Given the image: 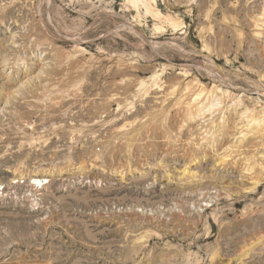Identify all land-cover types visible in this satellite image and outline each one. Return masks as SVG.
Wrapping results in <instances>:
<instances>
[{
    "label": "rangeland",
    "instance_id": "1",
    "mask_svg": "<svg viewBox=\"0 0 264 264\" xmlns=\"http://www.w3.org/2000/svg\"><path fill=\"white\" fill-rule=\"evenodd\" d=\"M121 1L0 0V264H264V136L248 122L250 114L264 117V22L256 10L264 0H156L182 25L152 34L146 17L136 29L184 50L156 52L126 30L111 33L130 24ZM38 3L42 18H52L51 34ZM80 35L87 54L72 40ZM168 60L175 68L161 90L116 110L138 78ZM211 62L215 77L238 89L208 76ZM41 67L47 77L29 79ZM194 77L217 85L222 102L212 114L171 106L180 88L164 96L171 80ZM51 85L69 94L37 101ZM51 123V142L28 143ZM195 148L200 160L189 162ZM254 158L261 173L245 170ZM187 162L197 177L180 182ZM17 166L27 176L53 171L40 174L50 180L38 209L17 194L24 187L8 192Z\"/></svg>",
    "mask_w": 264,
    "mask_h": 264
},
{
    "label": "bare ground",
    "instance_id": "2",
    "mask_svg": "<svg viewBox=\"0 0 264 264\" xmlns=\"http://www.w3.org/2000/svg\"><path fill=\"white\" fill-rule=\"evenodd\" d=\"M83 1V0H82ZM41 2V1H40ZM47 3L50 4V0H47ZM121 3L124 4V6L126 7V11H132V13L130 14V24H116L115 25V30L112 29V34L115 33V35H118L120 36L121 34L118 32V31H123V30H126L127 32H129L130 34L132 35H135L136 37H139L140 40H141V44L142 43H145L148 47H150L151 50H153V52H156V50L158 48H163L164 46L166 47H169V48H174V49H178V50H182V47L180 44H178L177 42L175 41H164V42H159V41H156V40H148L146 39V37L143 35L142 32L138 31L136 29L135 26H147L146 25V17H151L152 20H154V22L152 23V34H157V33H163L167 28H170L171 30H176L177 28H179L181 25H182V22L181 20L179 19L178 16L176 15H172L170 13H163L161 10H159V8L157 7L156 5V0H123L121 1ZM263 3V1H262ZM123 7V6H122ZM37 12H38V15H39V20L43 26V28L47 31V34L50 33V29H49V26H51V24H49V21H51V16L50 14L48 13V17L43 19L40 12L38 11L39 9V3L37 4V6L35 7ZM35 10V11H36ZM207 10V9H206ZM209 10V9H208ZM256 10L258 11L257 14H259L260 16V20H262L264 22V3L261 5V3H259V6H257ZM166 12V11H165ZM130 13V12H129ZM206 14V13H204ZM207 14H208V11H207ZM180 16V15H179ZM18 19H15L13 20V22H17ZM258 20V18H257ZM185 25V24H184ZM184 27V26H183ZM55 30H57L58 32L60 31L58 29L57 26L54 27ZM113 28V27H112ZM66 30V29H65ZM68 31V30H67ZM185 31V30H184ZM109 32V31H108ZM51 34V33H50ZM75 34V33H74ZM76 35V34H75ZM73 35V36H75ZM57 36V35H56ZM154 38V37H153ZM84 37H82V35L78 36V37H75V38H72L73 42L76 43V49L80 52H83L85 54L89 53L84 47L82 46H78V44H82V43H85L86 41L83 40ZM204 43V42H203ZM206 44V42H205ZM204 44V45H205ZM39 45V44H38ZM135 46V44L133 45ZM205 47V46H203ZM207 48V47H206ZM58 50V49H57ZM56 51V50H54ZM179 51V52H180ZM187 52V51H186ZM56 53V52H54ZM77 53V52H76ZM79 53V52H78ZM58 54V53H57ZM17 55V54H16ZM15 55V56H16ZM56 55V54H55ZM82 55V53H81ZM73 55H67V58L69 57H72ZM91 56V55H90ZM89 56V58H90ZM60 58V56H57ZM65 57V56H64ZM63 57V58H64ZM75 58V57H74ZM76 59V58H75ZM80 60V59H79ZM93 60V59H92ZM136 61H130L128 62V64H130L129 66H133L132 64H135ZM72 63V62H71ZM75 63V62H74ZM73 64V63H72ZM127 64V65H128ZM208 64V63H207ZM180 65H185L183 63H181ZM216 66L214 64H208V67L205 68V71L207 72V75L212 77L214 81H217L219 82L220 85L222 86H226V87H231L233 86L232 83L226 81L223 77H220V76H217L215 77L216 75H218L216 73ZM170 68H175L174 64H172V61L168 60V62L166 63H159L158 66H155V67H152V69L149 71L148 75L146 77H142V78H138V80L136 81L135 85H134V88L133 90L129 93L128 91V94L125 96V97H114L115 98H121L118 102H117V107H116V110H120V109H127L126 107H128V109H132L135 105V102L139 101L140 98H143L144 96H146L148 93L150 94L152 91H156L157 89H159L161 87V84L164 80H162L163 77H165V75L167 74L166 71ZM46 70V69H45ZM42 67L40 68L39 71L36 70V73L32 76H30L29 79H37V82H40V80H42L43 78H46V77H43L42 76ZM48 72V71H47ZM30 73V72H29ZM179 73V72H178ZM219 73V72H218ZM56 74V73H55ZM124 74V73H123ZM46 75V74H45ZM48 75V74H47ZM122 75V74H121ZM181 75L183 76H188V73L187 71H183L181 72ZM181 78V77H179ZM128 79V78H127ZM131 79V78H130ZM193 79V78H192ZM80 82V81H79ZM165 82V81H164ZM169 82V81H168ZM24 82H22L20 84V86L16 87L12 92L13 94L15 93L16 96H20V88H21V85H23ZM41 83V82H40ZM48 82L46 83H42V86H47ZM52 83V82H51ZM72 83H75V82H72ZM78 83L76 82L75 84H72V87H74L73 85H77ZM71 86V85H70ZM233 87H236V86H233ZM44 88V87H43ZM65 88V87H63ZM63 88L61 89L60 87L58 88V86L56 85H51V87H48V88H44V90L42 91H38L36 93V95H39L41 96L40 98H36L37 101H45L47 99L51 100L52 96H55V95H59V96H67L69 93V91H65V89L63 90ZM166 88V87H165ZM180 88V90H179ZM61 89V90H60ZM73 90H76L77 92L80 90V86H76L75 88H72ZM71 89V91H72ZM215 89H217V85H214L212 84V86L210 88H206V86L201 83L199 81L198 78L194 77V79L192 81H189L188 82H181V80L177 79V80H171L170 83L167 85V89H164L163 88V91H164V96H169V95H173L174 96V92L176 90H179V93L177 91V95H175V97L173 98V102H172V105L174 107V105H176L177 107L178 106H184L183 108L186 109V113H190L191 112V108H193L194 106V110L192 112H196V114L198 115H201V111H202V114H212L216 107L219 106V104L222 102L221 98L218 96L217 92H215V94L213 95V91H215ZM236 89H238V87H236ZM240 89V88H239ZM161 90V88L159 89ZM166 90V91H165ZM56 91V92H55ZM185 91V92H183ZM191 92V93H190ZM224 92L226 91H222V93L224 94ZM76 93V92H75ZM154 93V92H152ZM32 94V93H31ZM115 94V93H114ZM113 94V95H114ZM188 94V97L185 96L184 98V95H187ZM190 94V95H189ZM112 95V96H113ZM116 95V94H115ZM264 95V94H263ZM7 96V95H6ZM111 97V96H110ZM165 98V97H164ZM167 98V97H166ZM112 99V98H111ZM5 101V104H7L9 102V98H5L4 99ZM142 101V100H141ZM58 102V100H57ZM54 104V103H53ZM168 108V107H167ZM135 110V109H134ZM165 110V109H164ZM131 111V110H130ZM167 111V110H166ZM251 110H248V108L246 107L245 108V111L244 112H250ZM153 112V111H152ZM162 112V111H161ZM163 113V112H162ZM187 114V115H188ZM192 115V113H191ZM264 115V113H263ZM159 116V115H158ZM161 116V115H160ZM105 117V116H104ZM155 117V116H154ZM166 117V115H165ZM159 118V117H157ZM248 118V117H247ZM95 122V121H94ZM253 126H254V130L252 131L253 135H257V137H262L264 136V117L262 119H259L258 116H254L253 114H250L249 115V121ZM83 124V123H82ZM25 127H27L28 129L29 128H32V126L30 124L28 125H24ZM58 125L54 124V123H51L48 125V127H45L43 128L42 130L40 131H35L33 132V134H30L29 135V140H28V143L29 144H41V146L43 145H46L48 142H51L50 141V133L51 132H46L48 131V129L50 128H56ZM120 126H123L120 125ZM253 126H250L252 127L253 129ZM119 127V126H118ZM117 127V128H118ZM249 127V128H250ZM17 128L18 130L22 129L23 127L17 125ZM76 128V127H75ZM74 128V129H75ZM120 128V127H119ZM82 129V128H81ZM251 129V128H250ZM31 130L34 131V129L32 128ZM70 130H73V129H70ZM52 131V130H51ZM79 131V130H78ZM77 131V132H78ZM21 132V131H20ZM46 132V133H45ZM76 132V131H74ZM80 133V132H78ZM208 133V131L206 132ZM25 134V133H24ZM80 135V134H79ZM212 135V133H211ZM75 136V135H73ZM23 137V136H22ZM244 137V136H243ZM256 137V138H257ZM255 138V139H256ZM262 139V138H261ZM208 140V139H207ZM214 141V140H212ZM241 141H243V139H241ZM241 141L239 140V146H241ZM24 144V142L22 143V141L20 142V144H18V147H21L22 145ZM25 145V144H24ZM197 145V144H196ZM245 145V144H244ZM243 146V144H242ZM195 147V145H194ZM194 150V149H192ZM196 148H195V152L192 151L191 154H188L187 157H189V162L191 161H194L195 159L198 158V161L200 160L199 156L196 152ZM98 153H96L97 155ZM95 155V154H94ZM95 155V156H96ZM94 156V157H95ZM101 157V156H100ZM203 157V156H202ZM253 157V156H251ZM97 158V157H95ZM222 158V157H221ZM101 159V158H100ZM224 159V157L222 158ZM217 160L218 162L219 161H223V160ZM247 159H250L247 157ZM245 159L247 162L248 160ZM252 159V158H251ZM93 160V159H92ZM225 160V159H224ZM253 160V159H252ZM255 160V163H247L248 166L245 168V170H249L248 168H250V170H252L253 168V171H257V172H260L262 171L260 166L259 168L256 170L254 166H256V159L254 158ZM96 161V160H95ZM251 161V160H249ZM187 162L185 163V166L187 167H183L182 168V173L184 175V177L182 178H178L177 180L181 182V180H190L192 181V179H194L195 177H197L195 171L189 169V165L190 163ZM254 162V161H252ZM244 163V162H243ZM21 164V163H20ZM245 164V163H244ZM94 165V164H93ZM241 165V164H240ZM21 166V165H20ZM250 166V167H249ZM258 167V165H257ZM256 167V168H257ZM262 167V166H261ZM78 169H84L83 166L81 165H78L77 166ZM243 168V169H244ZM44 170V169H43ZM46 170H49L48 173H42V171H37V172H33L34 174L32 175H28L27 174H24L22 170H18V166L17 168L14 169L13 172H15V176L18 175V178H24V177H27L28 181H31L33 182L34 184H40L42 182V180L47 179V177H41V175H45V174H51L53 171H51V169H46ZM244 170V171H245ZM243 171V172H244ZM121 172V171H120ZM247 172V171H246ZM252 171L250 172H247V173H251ZM255 172V173H257ZM261 173V172H260ZM120 174V173H119ZM122 174V173H121ZM253 174V172H252ZM250 174V175H252ZM26 175V176H25ZM247 175V174H246ZM254 175V174H253ZM257 175V174H255ZM253 176L255 177V179L253 177H249V179L253 180V185H257L258 182L260 180L256 179V176ZM259 175V174H258ZM14 176V177H15ZM249 176V174H248ZM260 176V175H259ZM168 177V176H167ZM262 179V178H260ZM250 181V180H249ZM252 182V181H251ZM48 183V182H47ZM189 183V182H188ZM252 185V183H250ZM43 187H46L45 184L42 185ZM255 187V186H254ZM1 194H3V191L1 192Z\"/></svg>",
    "mask_w": 264,
    "mask_h": 264
},
{
    "label": "built area",
    "instance_id": "3",
    "mask_svg": "<svg viewBox=\"0 0 264 264\" xmlns=\"http://www.w3.org/2000/svg\"><path fill=\"white\" fill-rule=\"evenodd\" d=\"M48 180L44 179L42 180V182L40 184H34L31 181H28L27 177L25 178H18V175L15 176L14 178L9 179L7 186L9 188L8 192L12 193L13 195H15V188H20V187H24L26 189L25 192H20L18 191V193H20V197L23 198L29 205L31 208L38 209L39 207H41V203L43 202V194H42V190L43 187L42 185L45 184L47 185V182H49V178H47Z\"/></svg>",
    "mask_w": 264,
    "mask_h": 264
}]
</instances>
